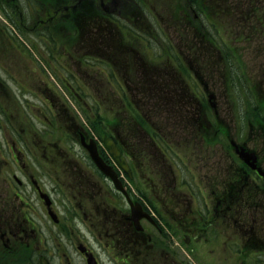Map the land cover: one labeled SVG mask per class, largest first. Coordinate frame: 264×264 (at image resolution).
Returning <instances> with one entry per match:
<instances>
[{"label":"rangeland","instance_id":"1","mask_svg":"<svg viewBox=\"0 0 264 264\" xmlns=\"http://www.w3.org/2000/svg\"><path fill=\"white\" fill-rule=\"evenodd\" d=\"M124 1L120 0V6L115 9L114 13H111L117 18L115 23L122 28V31L113 25L111 31L108 29L109 35L107 32L96 31L95 16L93 15L96 10L94 0H83V12L85 13L88 8L91 12L85 13V15L91 14V16L85 17L84 21L80 19L78 10H71V12L69 11L71 19L67 21L65 27L55 23L50 34L48 33V38L52 40L51 44L59 46L61 41H65L69 44V49H64V55L60 57L56 53L58 49L56 48L54 59L46 58L50 62V67L46 66V62L35 49L36 46L45 48L48 43L40 39L41 30L39 27L34 28L33 33L29 31L33 24V17H31L26 4L19 3L18 6L24 18V24L28 27L23 34L16 30L14 24L7 20L5 22L4 15L0 13V25L4 28V34L0 32V157L3 154L6 162L9 163L4 164L8 167L4 168L0 175L1 193H5L7 190L14 191L13 187L10 189L5 182L13 173L18 176L14 172L16 168L14 170L11 159L17 157L23 167L27 163V169L24 167V171H21V174L26 175L27 178L24 180L25 186L16 190L18 195H22L24 203L20 215H26L30 224H33L42 235V244H38L40 248L33 249V253H35L33 255L24 253L26 246L25 248L23 246L19 247V250L16 249L15 253L8 254L7 258L6 256L1 257V254L6 255L7 252L2 247L3 249H0V264H83L84 260L78 255L79 251L75 249L79 245H86L90 248L101 264H145L144 261L146 264H157L156 258L149 260L146 257L145 260L146 253L141 246L131 245L134 251L133 253L129 251L128 242L123 239L114 244L117 249L114 253L117 252L118 256L114 257L115 261H113L108 248L103 244L104 241L95 240L98 230L108 233L110 231L108 226H101L102 224L93 218V201L90 202L89 199L87 201L86 197L82 198V201L80 198L76 200V197H73L76 193L73 185L78 180V173L73 172V178L64 175L60 168L54 169L52 173L49 164L54 159V168H56L60 166V161L73 164V161L78 159L76 157L78 145L75 143L77 146L68 148L65 144L64 137L72 135V133H66L68 130H66L65 124L69 126L78 124L84 132L92 133L91 137L98 143L104 156L106 150L101 142L104 135L128 139L135 135L137 124L140 122L143 133L140 131L139 135H136L146 136L143 122L154 118L145 117L141 122L136 119V109L138 107L140 111L144 105L142 101L147 102L148 98L156 94L153 92L151 95L133 93L132 91L137 88L158 87L161 91V84H163L168 89L164 92L161 91L165 96L162 99L166 104L160 105L161 99L155 97L151 102H148V106L154 109L162 106L161 111L165 110L166 113L174 114L178 111L181 114L185 108H191V101L194 104L197 103L198 97L193 99L189 95L190 91L187 86L183 87L185 75L179 72L175 66L185 68L186 74L191 75L195 86L200 88V76L188 71L190 67L194 66L193 68L203 75L205 72L202 66L200 67L202 62L203 65L205 64V59L201 60V63L196 58L188 60L196 43L195 30L198 25L206 27L215 22L220 30L225 29L222 35V49L227 50L228 48L227 52H231L232 49L238 51L239 59L235 56L232 66L226 62H218L221 69L232 70L234 77L239 73V78H234L232 81L236 87L230 90V97L221 88L223 82H217L213 74H211L212 78L209 82L210 90L216 95V104L225 114L223 118L225 121L220 124L227 126L229 120L230 134L235 139L239 134L246 135L250 119L255 116L264 118V113L262 114L254 105L256 100L253 98V93L256 94V91L264 92V26H262L264 25V0H201L205 5V9L202 11L206 17L204 22L197 5V3L200 4V0H136L140 6L135 5L133 0H128V4H125ZM108 2L111 3L110 0ZM86 5L89 6L86 7ZM123 5L126 6L125 8L134 6L136 10H141L145 23L138 21L136 16L126 22L119 19L118 17L126 19L122 12ZM114 7L113 4L109 5L108 9ZM257 7L260 10H257ZM260 13L262 21L259 27L255 17ZM251 25L259 28L255 31L257 36L252 32V29H250L251 32L248 29L242 30ZM103 26L106 27V24ZM214 31L215 29L212 33ZM247 36H252L255 39L249 38V40L252 39L249 41ZM8 38L12 40L13 47L7 46L6 58H4L1 52V43L4 40L7 41ZM15 45L19 47H15ZM111 45L114 48L111 49ZM115 47L124 51L116 61L114 60L117 55ZM24 48L25 54H22L21 50ZM194 55L200 56L198 49ZM34 56L39 61H36ZM111 59L113 64L110 62ZM206 59L211 62L215 61L209 57ZM130 67L131 73L128 74L129 69L126 68ZM110 69L118 72H115L118 79H112L111 84L105 77L110 75ZM144 71L149 72L148 78L140 77ZM244 72L246 73L244 74ZM173 88L179 96L170 95ZM227 98L232 105L235 104L236 109L232 107L233 112L232 108L227 107ZM125 100L129 101V108L122 104L126 103ZM238 106L243 118L242 127L236 119ZM175 116L178 120L179 115ZM158 118L159 116H156L151 124L155 125L160 122L161 119ZM170 121V119L167 122L161 121L167 126L159 125L156 132L162 134L165 131L170 137L181 134V128L170 127V124H167ZM168 127L171 129H167ZM206 135L210 134L206 133ZM249 135L252 136V134ZM220 146L221 144L216 146V149L222 154ZM67 150L70 153L64 152ZM211 153L214 158H218L215 155L216 151ZM27 154L30 156H25L23 159V155ZM83 154L81 150V156H84ZM0 162L2 163L1 160ZM184 162L188 163V160L185 159ZM186 167L189 166L186 165ZM79 168L81 172L86 171L87 181L91 185L93 183L95 188L96 178H92V176L90 179L88 176L87 171L91 169L88 162L81 161ZM49 177L51 180L47 183ZM2 178L6 179L2 180ZM33 178L46 187L49 196L54 201L53 212L58 216V224L49 222L44 216V207L46 208L44 201L42 200L43 206L42 202L37 199L39 193L36 191L35 184L33 188H30V180ZM102 190L105 192L103 183ZM114 204L120 212L123 210V204L118 200H114ZM107 208L109 209V207ZM1 210L2 206L0 205V212ZM74 217H77L78 221ZM104 240L105 243L110 242L109 239ZM223 240L224 238L220 237L213 243V246L209 247L214 248L213 252H209V248H206L205 243L202 242H199L196 247L187 249L181 244L182 249L179 250L181 256L179 257L186 259L191 264H212L210 259H213V264H237L238 258L235 256L237 247L234 246L229 253H222ZM73 242L75 245L72 247ZM27 243L32 247L37 241L29 243L27 240ZM127 251L129 252L127 257L131 262L126 257ZM218 258H225V260H220L217 263ZM22 260L24 262H21ZM258 263L261 262L258 261Z\"/></svg>","mask_w":264,"mask_h":264},{"label":"flooded vegetation","instance_id":"2","mask_svg":"<svg viewBox=\"0 0 264 264\" xmlns=\"http://www.w3.org/2000/svg\"><path fill=\"white\" fill-rule=\"evenodd\" d=\"M114 1L116 2L115 7L110 10L108 7L113 4L112 2L109 3L108 0H97L96 3L100 5V9L104 14H109L114 13L115 9L121 4L120 0ZM19 3H25L31 13V17H33V24L29 28V31L33 33L34 28L39 27L41 30L39 34L40 39L48 43V46L45 48L36 46L35 49L39 56L46 62V66L50 67L48 60L54 59L56 48H58L56 51L57 55L61 57L64 55V49H69V44L61 41V45L54 46L51 44L52 40L48 38V33L51 32L52 26L55 23H59V25L65 27L67 21H69L70 9H75L77 4L73 3V0L72 4H67L66 0H0V13L4 15V21L6 22L7 20L14 24L16 30L21 34L28 27L24 24L22 12L18 9ZM124 10L128 12V15L132 16L134 14V9ZM124 20L130 21L128 17ZM142 21L143 17H141ZM0 31L4 34V28L1 25ZM11 43L12 40L9 38L7 41L4 40L1 43V52L4 58H6L7 46H12ZM15 47L19 46L15 45ZM27 47L29 48V46ZM112 48L114 46L111 45ZM115 50L117 55L114 60L116 61L122 56L124 51L118 49V47H115ZM23 51H25V48L21 50L22 54H25ZM34 57L36 61H39L36 56ZM110 62L113 64L112 59ZM173 64L175 65V63ZM175 68L178 69L177 66ZM126 69L131 70V67ZM129 70L127 71L128 74L131 73ZM115 72L113 71V74L117 77ZM140 77L143 79L148 78L149 72H142ZM184 82V87L187 86L190 91L189 95L195 99V81L190 77L189 80L184 78ZM161 86V91L168 90L163 84ZM161 91H158L161 99L160 105L166 104L162 99L164 95H162ZM170 95L179 96L174 88L170 92ZM161 107L155 110L147 104L142 106L140 112H136L141 122H143L142 120L145 117L154 118L147 119L143 122V128H145L143 130L147 133L146 136L141 137L136 135H139L141 131L142 125L140 123L137 124L135 135L130 136L128 139L123 137L117 138L113 135L109 136L118 149V160L126 166V171L121 169L119 163L107 151L104 156L96 142L98 154L105 164L113 169L129 200L133 204L136 203L140 206L142 210V218L139 221L141 231L136 230L134 227L125 194L121 190H117L113 182L104 177L96 169L89 158L87 150L80 146V135L83 136L85 144H88L92 139V133L84 132L78 124H72L71 126L65 124L68 132L65 129L64 132L67 134L72 133L70 137H64L66 139L65 144L68 148H71V140L76 141L79 146L77 147L78 153H76L78 159L73 161V164L60 161V166L56 168H54L53 159L49 165L52 173L54 169L58 168L68 177L71 176L73 178V172L75 171L78 173V180L73 185L76 190L73 197H76V200L80 198V201L85 197L87 201L88 199L90 202L93 201V218H96L102 224L101 226L109 227V233L98 230L95 234V240L104 241L103 244L108 248L113 261H115L114 257L118 256L117 252L114 253L117 250L114 244L116 241L123 239L128 242L129 251L132 253L134 250L131 245L144 248V252L146 253L145 260L147 257L149 260L156 258L157 264H191L186 259L179 257L181 256L179 251L182 249L181 244L187 249L193 246L196 247L199 245V242H202L205 243L206 248H209L213 246L215 241L222 237L224 238L222 253H229L234 246L237 247L235 250V256L238 258L237 264H264L263 178L255 170L251 169L233 155L234 152L230 145L229 137L204 134L207 131L209 132V129L213 131L212 125L206 118L218 113L217 105V112H211L208 110L207 105L195 103L190 105V111L184 110L185 113L183 111L181 114L177 110L174 114L166 113L165 110L161 111ZM208 111L211 112V115ZM163 112L164 116L162 117ZM176 114L179 115L178 120H176ZM156 116H159L158 119L161 120L153 125L151 123L155 120ZM172 117L174 118L172 119ZM216 117L219 118L218 115ZM168 119L171 120L167 123L168 125L170 124V127L175 126L182 129L181 134L175 135L174 133L175 136L170 137L165 131L162 134L156 132L158 131L159 125L167 126L161 121L167 122ZM170 127L167 129H171ZM220 130L218 128L217 131ZM241 143L244 146L247 144L245 141ZM219 144H221L222 154L216 149V146H219ZM72 146H76L75 143H72ZM81 150L84 156H81ZM212 151L217 152L215 154L218 156L217 159L214 158V155L211 153ZM64 152L66 154L70 153L68 150ZM1 156L0 173H2L4 168L8 167L4 164H9L4 159V155L2 154ZM25 156L30 155H23V159H25ZM185 159L188 160V163L184 162ZM83 160L88 162L91 168L87 171L90 179L92 176V178H96L95 188L93 183L91 185L87 181L86 171L81 172L79 168ZM11 164L14 170L16 168L14 172L19 177L13 173L7 179L2 178V180L6 179L7 186L10 189L13 187L14 191L7 190V192L1 193L2 185L0 184V205L21 209L24 204L21 198L22 195H18L16 190L25 186L24 180L27 178L26 175L21 174V171L24 167L26 168L27 163L23 167L19 163V159L14 157L11 159ZM186 165L189 167L185 168ZM256 165L260 166L264 171V159L258 154ZM50 180L49 177L47 183ZM102 183L105 192L102 190ZM34 184L36 191L39 193L37 199L43 205V196L47 195L50 198L49 207L53 210L54 201L49 196L46 187L40 181L39 183L36 182L33 178L30 180V188H33ZM114 200H118V202L123 204V210L121 212L115 206ZM250 204H252L251 206L262 207L261 211H259L260 208L250 210ZM256 213L260 214L256 215ZM44 216L53 224L59 223L58 216L56 222L50 219L47 208L45 207ZM74 218L78 221L77 217ZM16 221L24 224L30 222L26 215L17 217ZM29 237H33L32 233ZM24 238H27V236L24 235ZM104 239H109L110 242L105 243ZM0 241L4 246H10L13 238H6L0 235ZM74 245L73 242L72 247ZM83 246L85 247L83 249L84 252H80L78 247H75L79 251L78 255L85 262L83 264H87V253H91L97 263L101 264L95 253L86 245ZM213 251H215L213 247L209 248V252ZM128 254L129 252L127 251L126 257ZM127 259L130 260L129 257ZM220 260H225V258H218L216 262L218 263ZM258 260L261 263H258ZM144 262L146 264V261ZM210 262L213 264V259H210Z\"/></svg>","mask_w":264,"mask_h":264},{"label":"trees","instance_id":"3","mask_svg":"<svg viewBox=\"0 0 264 264\" xmlns=\"http://www.w3.org/2000/svg\"><path fill=\"white\" fill-rule=\"evenodd\" d=\"M200 4L197 3L200 11H201V16H202V19H203V22L206 20V17H205V13L203 15V10L205 9V5L203 2H199ZM206 12V11H205ZM98 13L95 11L94 12V16H97ZM203 27V26H202ZM204 28V27H203ZM206 28L202 29L200 25L197 26L196 28V40H208L210 39V33L208 31L205 30ZM239 74L237 73L236 74V77H234V75H230V84H232V79L234 78H239L238 77ZM236 87V86H235ZM253 98L255 100H260L261 98L259 97V95H255L253 93ZM256 105V101H255V104ZM257 106V105H256ZM258 107V110H260V112L263 114L264 113V103H261L260 106H257ZM249 124H250V131L251 130H256V132H254L252 135L255 136L257 135L258 138H261L264 140V119H262L260 116H255L253 117L252 119H250L249 121ZM18 216V211L15 209V208H11V207H6V206H3L2 207V210L0 212V235L1 234H5L6 232H9L11 234H15L17 228H18V225H19V222L16 221V219H12L14 217H17ZM12 219V220H11ZM1 247V246H0ZM7 249H10L8 247H6Z\"/></svg>","mask_w":264,"mask_h":264},{"label":"water","instance_id":"4","mask_svg":"<svg viewBox=\"0 0 264 264\" xmlns=\"http://www.w3.org/2000/svg\"><path fill=\"white\" fill-rule=\"evenodd\" d=\"M210 98H212V96H210ZM104 144H105V146H106L108 152H109V153L115 158V160L117 161V158H116V148H115V146L110 142L109 139H106V138L104 139ZM86 147H87V149H88V151H89V153H90V156H91L93 162H94L95 165L98 167V169H99L103 174H105L106 176L110 177L111 180L114 182L115 187H116L117 189H120V190H121L120 185L117 184L115 174H114L113 171L110 170V168H109L107 165H105V164L103 163V161L99 158V156L97 155V153H96L95 149L93 148V146H86ZM236 152H237V154L239 155V157L242 158V159H244L245 161H247V160H251V159L253 160V159H254L253 156H252V153L250 154V153L246 152V151L243 150V149L236 150ZM121 167H122L123 169H125L124 166L121 165ZM130 205H131V212H132L131 218H132V220H133V222H134V224H135V227L138 229V228H139V226H138V220H139V219L141 218V216H142V215H141V208H140V206L137 205V204L134 205V206H132V204L130 203ZM79 249L82 251V248H81V247H80ZM87 261H88V264H92V263H94L93 258H92L91 255L88 256V260H87Z\"/></svg>","mask_w":264,"mask_h":264},{"label":"bare ground","instance_id":"5","mask_svg":"<svg viewBox=\"0 0 264 264\" xmlns=\"http://www.w3.org/2000/svg\"><path fill=\"white\" fill-rule=\"evenodd\" d=\"M197 15H198V14H197ZM120 163H121V162H120ZM121 165L123 166L122 163H121ZM107 166H108V165H107ZM108 167L110 168V170H112V168H111L110 166H108ZM127 198H128V197H127ZM251 205H252V204H250V206H251ZM250 206H249V207H250ZM257 208H260L259 211H261V208H262V207L251 206L249 209H250V210H255V209H257ZM244 214H245V213H244ZM257 214H259V213H256V215H257ZM131 215H132V212H131ZM1 235H3V234H1Z\"/></svg>","mask_w":264,"mask_h":264}]
</instances>
